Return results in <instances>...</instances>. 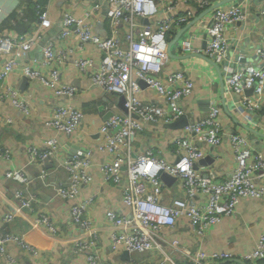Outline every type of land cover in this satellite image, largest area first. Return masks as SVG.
Segmentation results:
<instances>
[{
  "label": "built area",
  "instance_id": "2783aa9c",
  "mask_svg": "<svg viewBox=\"0 0 264 264\" xmlns=\"http://www.w3.org/2000/svg\"><path fill=\"white\" fill-rule=\"evenodd\" d=\"M104 1L108 6L106 17L110 25L109 35L100 36L84 18L64 12L61 36L70 34L73 28L82 41H92L99 46L103 55L98 69L92 74V80L114 96L108 108L113 114L103 121L100 129L102 140L99 148L107 152L109 157L102 162L101 175L104 181L121 188L123 202L129 211L126 214L114 210L107 212L113 224L110 235L112 249L120 252L124 246L130 255L160 250L163 260L159 264H179L169 255L167 247L178 251L190 264H211L233 258H236V264H260L264 261V233L249 252L237 258L231 251L205 250L200 247L201 240L198 242L199 247L193 248L182 244L177 238L167 239L161 231L185 220L193 233L204 237L223 217L236 212L241 198L264 200V153L253 147L248 134L235 131L227 133L223 130L217 103L209 107L204 117L188 119L184 126L176 129L172 138V152L176 156L174 161L167 160L153 146L136 150L135 141L147 124H168L187 115L183 99L190 96L195 88L193 78L184 68L162 76L163 66L169 62L170 54H174L172 48L177 45L188 53L204 51L207 58L223 66L225 73L223 70L221 78L227 89L226 96L229 100H235L232 111L234 118L243 126L257 125L258 110L264 102V45L255 49L262 65L245 63L233 68L225 64L230 52L226 30L229 25L243 23L249 18V7L253 2H256L257 14L264 21V0H231L213 9L211 6L216 3L215 0H182L203 10L201 14L207 19L203 21L206 29L204 49L193 46L192 39L199 37L195 32L187 35L183 32L170 47L171 30L175 26H185L195 15L190 9L173 15L171 12L177 9L178 0ZM99 7V4L94 5L86 15L92 16ZM162 13H166V16H161ZM38 18V28L28 36L0 35V55H5L0 65V103L10 97L14 105L25 113L29 112V101L12 86L3 89L2 83L18 66L17 58L21 55H12L15 49L30 51L40 38L37 35L39 28H49L53 24L45 5H38ZM120 26L128 29L122 31ZM42 53L43 64L50 68L48 77L39 67L30 63L22 66L23 75L28 80L45 84L53 91L59 101L49 122L58 132L71 136L80 128L85 113L64 99L75 96L77 88L61 80L56 64L62 55H58L53 41L42 48ZM76 64L81 70L87 71L94 61L89 57H81ZM140 81L145 82V86ZM146 88H155L162 100L144 101L140 93ZM250 89H253L252 93L247 92ZM121 96L125 99L127 111L119 105ZM11 121L12 118L0 114V125ZM225 135L229 137L234 150L236 168L231 175L217 179L211 171L201 170L196 164L205 157L204 146H218ZM58 149L59 142L54 136L48 138L44 146L29 144L27 148L31 162H45L55 156ZM0 158L10 160L11 149L0 145ZM91 164V150H75L64 163L68 179L55 188L56 196L73 200L70 219L81 230V235L75 237L72 251L88 252L89 264H138L132 256L120 261L101 257L97 228L88 216V208L94 197L79 199L80 186L92 180ZM162 173L176 178L174 183L182 189L184 197L165 199L168 185L161 178ZM5 176L27 185L18 188L14 197L20 208L33 210L35 198L23 171L18 168L7 169ZM46 176L47 171L43 170L40 178ZM15 216V212L9 211L1 217L0 264H22L17 252L31 253L37 259L41 255L36 244L6 227ZM37 221L53 234L57 233L58 225L49 214L38 213Z\"/></svg>",
  "mask_w": 264,
  "mask_h": 264
},
{
  "label": "crops",
  "instance_id": "0c3cea01",
  "mask_svg": "<svg viewBox=\"0 0 264 264\" xmlns=\"http://www.w3.org/2000/svg\"><path fill=\"white\" fill-rule=\"evenodd\" d=\"M30 1H34L32 7H30ZM215 1L218 2V0ZM96 4L100 7L94 9L95 12L88 17L86 12ZM177 4V9L171 12L173 15L188 9L194 12V18L190 21L191 25L184 32H186L185 35L191 32L199 34L198 38L192 39V44L204 49L206 45L204 22L207 19L201 14L203 10L182 0H178ZM38 5L47 7L53 24L49 28H39L37 35H40V38L30 51L22 52L15 49L12 55H21L17 58L18 66L2 83V88L6 86L16 88L19 94L29 101L30 107L28 113L20 111L10 97L0 103V114L3 117L12 118L10 123L4 122L0 125V145L12 151L10 160L0 158V223L3 214L9 211L15 212V219L6 227L23 234L40 248L41 255L38 259L31 253L17 252L22 264H89L87 262L88 252L75 253L72 251L75 237L81 235V230L70 219V207L73 200L60 198L55 192L56 186L68 179V172L64 167L68 157L75 150L89 149L92 151V164L89 168L92 180L80 186L79 199L94 197L93 203L88 208V216L97 228L101 257L120 261V256L125 251L124 246L121 247L120 252L112 249L110 235L113 224L108 219L107 212L114 210L120 214H126L129 208L123 202L121 188L112 182L104 181L101 175L102 162L109 157L107 152L99 148L102 140L100 129L114 99L112 94L105 92L92 80V74L98 69L103 52L94 42L82 41L73 28L70 34L65 37L61 36L64 12L84 18L92 30L100 36L109 35L110 25L106 17L107 13L105 18L103 17L104 12H108V6L104 0H0V35L18 36V33L8 27L6 22L9 14L18 9L19 17H24L26 21H31V15L36 17V20H32L31 31L24 36L34 33L39 25ZM35 6L36 10L32 11ZM249 8H251V13L245 22L229 25L226 30L230 52L225 64L233 68L245 63L262 65V60L257 57L255 49L259 45H264V21L257 14L256 2H253ZM161 16H166V13H162ZM183 27L175 26L171 30V41ZM120 28L122 31L128 29L126 26H120ZM49 41H53L58 55H62L56 64L61 80L77 88L75 96L64 100L80 107L85 113L80 128L71 136L58 132L49 122L59 101L53 91L45 84L28 80L22 72V66L30 63L39 67L48 77L50 68L43 64L42 48ZM172 50L174 55L179 57L170 58L169 62L163 66L162 76L184 68L193 78L195 88L190 96L183 99L188 119L197 120L204 117L209 107L217 103L220 107L223 130L227 133L235 131L248 134L249 137L253 135L254 139L251 142L253 147L264 153V137L261 134L250 132L234 118L232 111L235 108V100H229L226 96L227 89L221 78L223 66L219 65L217 68L209 58H206L204 51L203 56L199 53H188L180 45L173 47ZM36 53H40L41 57H37ZM81 57L92 58L94 65L87 71L81 70L76 64ZM4 60L5 55H0V65ZM140 97L144 101L162 100L155 88L143 89ZM256 120L257 125L252 128L264 133V102L258 110ZM175 132L176 129L170 128L167 124H147L146 128L136 137V150L153 146L160 151V155L169 161H174L176 156L172 152L174 149L172 138ZM227 135L218 146H204L205 157L196 164L201 170L211 171L217 179L231 175L236 168L234 150ZM51 136L56 137L59 142V149L55 156L45 162H31L27 150L28 145L44 146ZM11 168L21 169L28 178V186L35 198L33 210L18 206L14 197L15 192L18 188H24L27 185L5 176V171ZM43 170L47 171L44 179L40 178ZM171 197H184V192L176 183L165 189V199L168 201ZM41 212L49 214L55 220L58 225L56 234L37 221L38 213ZM161 231L167 239L177 238L182 244L193 248L199 247L198 242L201 240L200 247L205 250H227L238 258L249 252L259 236L264 233V200L254 197L241 198L236 212L231 216L223 217L204 237L193 233L185 220L179 221L173 228H163ZM167 252L179 264H190L178 251L167 247ZM131 256L138 264H159L163 260L160 250L134 252ZM211 264H236V258ZM260 264H264V261Z\"/></svg>",
  "mask_w": 264,
  "mask_h": 264
},
{
  "label": "water",
  "instance_id": "95a60500",
  "mask_svg": "<svg viewBox=\"0 0 264 264\" xmlns=\"http://www.w3.org/2000/svg\"><path fill=\"white\" fill-rule=\"evenodd\" d=\"M228 1H231V0H218V2H216L214 5L211 6V9H213L214 7H216V6H218V5L224 4V3L228 2ZM106 13H107V12L105 11V12H104V15H103L104 18H105ZM199 18H200V17H199ZM199 18H198V20H199ZM145 21L148 22V19H145ZM190 25H191V22L188 23L186 26H184L183 29L180 30V31L176 34L175 38L170 42V47H171L173 44H175L176 40L181 36V34H182L187 28H189ZM170 55H171V57H179V56L174 55L173 53H171ZM199 55L203 56L202 53H201V54L199 53ZM36 56H37V57H41V54H40V53H36ZM206 58H207V57H206ZM207 59H208V58H207ZM211 62H213V61H211ZM213 63H214V65L218 68V65H217L215 62H213ZM140 83H141L142 85L145 86V82L140 81ZM252 91H253V89H250V90H248L247 92H248V93H252ZM124 101H125L124 97L121 96L120 99H119V105L121 106V108H123L125 111H127V108H126L125 105H124ZM112 114H113V112H112V111H109V112L107 113V115H106L105 118H108V117L111 116ZM134 117H137V115L134 114ZM187 122H188V116H187V115H184V116H182L180 119H178V120H176V121H174V122H171V123H169V124H167V125H168L170 128H172V129H179V128H181L182 126H184ZM245 128L248 129L250 132H253V133H255V134H261V135L264 137V133H261V132L255 130L254 128H252V127L245 126ZM250 139H251V140L254 139L253 135H250ZM196 167H197V166H196ZM161 178L167 183L168 186L172 185V184L175 182V179H176L175 177H173L172 175H170V174H168V173H162V174H161ZM120 258H121V260H128V259H130V258H131L130 252H129L128 250H125V251L122 253V255L120 256Z\"/></svg>",
  "mask_w": 264,
  "mask_h": 264
},
{
  "label": "trees",
  "instance_id": "16d2710c",
  "mask_svg": "<svg viewBox=\"0 0 264 264\" xmlns=\"http://www.w3.org/2000/svg\"><path fill=\"white\" fill-rule=\"evenodd\" d=\"M34 2V1H33ZM33 2L30 1V7L33 6ZM36 10V6L33 7L34 11ZM36 12V11H35ZM32 19L31 21H26L24 17H19V9L12 11L8 18L6 19L8 27H11L16 33H18V36L26 35L29 33L32 29V20H36V17L34 15H31Z\"/></svg>",
  "mask_w": 264,
  "mask_h": 264
},
{
  "label": "rangeland",
  "instance_id": "374dc122",
  "mask_svg": "<svg viewBox=\"0 0 264 264\" xmlns=\"http://www.w3.org/2000/svg\"><path fill=\"white\" fill-rule=\"evenodd\" d=\"M118 258H116V260H117Z\"/></svg>",
  "mask_w": 264,
  "mask_h": 264
}]
</instances>
